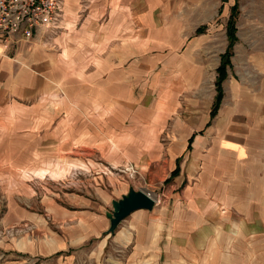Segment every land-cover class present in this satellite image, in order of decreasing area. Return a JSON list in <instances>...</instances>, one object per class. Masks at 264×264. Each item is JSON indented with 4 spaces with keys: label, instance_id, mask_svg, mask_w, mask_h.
<instances>
[{
    "label": "rangeland",
    "instance_id": "1",
    "mask_svg": "<svg viewBox=\"0 0 264 264\" xmlns=\"http://www.w3.org/2000/svg\"><path fill=\"white\" fill-rule=\"evenodd\" d=\"M263 106L264 0H65L0 41V264H264ZM131 190L156 205L109 234Z\"/></svg>",
    "mask_w": 264,
    "mask_h": 264
},
{
    "label": "built area",
    "instance_id": "2",
    "mask_svg": "<svg viewBox=\"0 0 264 264\" xmlns=\"http://www.w3.org/2000/svg\"><path fill=\"white\" fill-rule=\"evenodd\" d=\"M65 0H0V41L30 42L62 23Z\"/></svg>",
    "mask_w": 264,
    "mask_h": 264
},
{
    "label": "water",
    "instance_id": "3",
    "mask_svg": "<svg viewBox=\"0 0 264 264\" xmlns=\"http://www.w3.org/2000/svg\"><path fill=\"white\" fill-rule=\"evenodd\" d=\"M156 205L153 196L145 191L131 190L120 200L112 202L113 212H107L106 216L110 220L109 234L114 233L118 226L126 220L132 213L139 210L152 211Z\"/></svg>",
    "mask_w": 264,
    "mask_h": 264
},
{
    "label": "crops",
    "instance_id": "4",
    "mask_svg": "<svg viewBox=\"0 0 264 264\" xmlns=\"http://www.w3.org/2000/svg\"><path fill=\"white\" fill-rule=\"evenodd\" d=\"M3 43H4V45H8V44L15 43V42H13V41H11V42H6L5 41L4 42L3 41ZM263 109H264V106H263ZM263 115H264V113H263ZM262 128L264 130V116H263ZM243 137L244 136H241V138H243ZM251 148H253L252 144L249 143L248 153L246 152V155L248 157V161L246 160V169H245V173H247L246 174L247 175L246 180L247 181H249V179L254 180V181L261 180L262 182H264V161H261V164H260L259 168H256L255 164L252 163L253 162V154L250 152ZM261 151H262L261 155H254V161H257V158L259 156L264 159V147L261 149ZM250 189H252V188H250ZM245 196H246L248 205H251L252 203H255L253 206H258L257 205L258 196H257V194L255 193L254 190H250ZM253 206H250V207H253ZM253 212H255V210H252L251 213H250L251 215H248V216H251L250 217V221L249 222L241 221L240 225L244 229L243 230L244 234H247V232H249V233L252 234V236H257L256 237V240H257L258 237H260V235H259L260 231L263 230V227H262L263 220H260V218L257 216V214L260 211H257L254 214V216L252 215ZM247 240H249V239H247ZM251 241L252 242H250V243H254L255 242L253 240H251Z\"/></svg>",
    "mask_w": 264,
    "mask_h": 264
},
{
    "label": "trees",
    "instance_id": "5",
    "mask_svg": "<svg viewBox=\"0 0 264 264\" xmlns=\"http://www.w3.org/2000/svg\"><path fill=\"white\" fill-rule=\"evenodd\" d=\"M237 10H238V6L235 5L233 7L232 16L228 24V35L231 40V44H230L229 49L227 50V53L222 57V64L218 68V79L216 81L217 96H216V100L212 108V111L210 113V121L207 126L210 125L211 120H213L218 114V111L220 109V106H221V103L224 97L223 82L225 81L227 77V66L231 64V61H230V56L232 54L231 48L233 46V43L237 40L236 35H235L236 34L235 18L237 16ZM177 173H179V171H175L172 176L177 175Z\"/></svg>",
    "mask_w": 264,
    "mask_h": 264
}]
</instances>
